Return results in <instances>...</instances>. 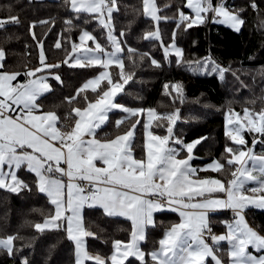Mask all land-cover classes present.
<instances>
[{"label": "snow or ice", "instance_id": "obj_1", "mask_svg": "<svg viewBox=\"0 0 264 264\" xmlns=\"http://www.w3.org/2000/svg\"><path fill=\"white\" fill-rule=\"evenodd\" d=\"M73 12L89 14L90 18L106 29L103 46L91 32L82 30L79 42H72L68 56L63 63L72 68L102 69L98 75L88 79L72 97L89 90L96 98L85 107L71 109L74 123L64 124L56 111H43L41 97L53 91L50 79L63 83L53 69L60 64H49L40 45L39 66L24 73L3 71L5 52L0 48V188L17 192L28 185L18 178V171L24 168L33 173L38 190L45 193L53 206L52 214L42 223H36L39 232L63 229L75 246V264H223L217 255V246L227 242L229 264H264V235L249 226L243 211L249 206L264 209V154L255 153V145L264 140H253V147L246 148L245 131L264 137V109L260 111L245 108L243 115L229 111L225 135L239 151L226 147L228 157L224 163L214 161L204 169L191 166L193 149L200 139L184 143L174 136V126L180 119L179 109L160 114L155 109L130 108L117 102L124 93L125 85L132 74L125 71L123 32L117 36L112 23L113 13L118 11L117 0H66ZM255 7V5H252ZM170 7V6H166ZM184 7L191 15L178 10L177 29H185L205 23L209 13L217 23L227 24L236 31L244 23L239 13L230 11L226 0H185ZM143 15L154 22V30L147 32L145 39L159 41L163 45L159 23L169 17L156 0H142ZM19 19L11 16L0 19V29L6 25L18 24ZM66 23L72 24L69 20ZM173 32L169 45L163 46L165 57L175 55L178 60L183 52L176 46ZM35 38V33H33ZM89 41L92 46H89ZM56 48H61L57 43ZM135 52V49H131ZM147 54H142L141 58ZM151 63H160L154 58ZM116 66L118 72L113 78L109 69ZM204 72L218 73L224 78L225 69L210 59L200 64ZM195 70V69H193ZM24 75L21 82L18 77ZM167 95L182 98L180 84L165 85ZM171 88L173 91H168ZM119 110L126 115L117 120L119 128L135 118L128 130L111 139L96 138L97 130L109 120V114ZM74 114V115H73ZM146 116L143 125L146 136L143 155L136 158L133 152L137 126ZM166 128L165 135H156L153 125ZM67 130H63V129ZM178 146V147H177ZM184 158H179L181 152ZM227 164L233 170L226 182L219 178H200L198 171L220 173ZM255 184L249 188L248 185ZM251 193V195L246 193ZM222 193L223 198L213 194ZM99 207L109 217H124L130 221L127 241L115 240L110 256L89 253L86 238L94 235L86 229L83 218L85 207ZM222 209H231V222L222 221L226 232L212 234L209 215ZM172 211L179 215V222L170 224L156 242V247L145 252L141 245L147 239V229L156 226L155 214ZM206 235L212 240L210 245ZM17 237L9 235L0 238V249L13 254ZM259 255L249 251V247ZM150 258V259H149ZM23 264H28L27 259Z\"/></svg>", "mask_w": 264, "mask_h": 264}, {"label": "trees", "instance_id": "obj_2", "mask_svg": "<svg viewBox=\"0 0 264 264\" xmlns=\"http://www.w3.org/2000/svg\"><path fill=\"white\" fill-rule=\"evenodd\" d=\"M156 3L162 9L160 15L169 17L159 23L163 45L144 38L145 33L155 26L143 15L142 0H117L119 10L113 13L112 21L117 36L124 33L120 39L125 48L122 53L125 71L132 74L117 102L128 107L153 108L160 114L179 109L180 119L174 126V136L184 143L201 138L193 150V163L204 164L213 159L224 163L228 157L226 147L240 150V146L225 135L226 113L230 110L242 113L245 108L257 112L264 109V0H226V6L239 13L244 21L239 31L217 23L211 13L207 14L208 18L203 24L177 29V19H174L177 11L190 13L184 7L185 0H156ZM254 3L255 7L252 6ZM11 16L17 17L19 23L0 29V48L5 51L3 70L24 73L38 65L42 44L48 61H60L61 66L55 71L63 83L52 79L53 91L41 97L40 103L43 110L56 111L63 122L72 108L85 106L84 95L89 101L95 97L89 90L71 104L66 101V98L76 94L86 78L99 70L65 65L63 61L68 56L71 43L78 41L83 29H88L110 50L106 40L107 30L91 19L89 14L73 12L66 0H0V19ZM69 20L72 21L71 25L66 23ZM173 32L176 33L175 43L183 52V58L179 60L175 55L167 59L163 53V46L171 42ZM57 43L61 44V48H56ZM131 49L136 51L133 53ZM142 54L147 55L141 58ZM153 58L160 63L159 67L151 63ZM208 59L225 69L223 79L218 73L204 72L200 68V64ZM112 69L115 73L118 71L116 67ZM18 79L23 82L26 77L21 75ZM166 84H180L182 98L167 95ZM168 91L173 90L169 88ZM123 114L119 110L110 113L108 122L97 131L98 135L110 138L128 130L135 118L116 127L115 122ZM146 120V116L141 117V124L135 133L133 150L138 157L143 155V125ZM152 131L166 134V128L156 127L155 124ZM252 134L244 132L247 141L245 147L251 143ZM263 139L260 136L258 141ZM254 151L264 152V143L258 142ZM180 156H185V152L182 151ZM232 170L225 164V169L220 173L200 171L199 174L226 181ZM18 176L28 188L17 192L0 188V238L9 235L17 237L13 254L0 249V264H23L25 259L28 264H75L74 243L67 238L63 229L39 232L34 227L53 212L47 195L38 190L35 175L22 168ZM245 212L248 220L264 233V209L248 207ZM230 214L228 209L210 213L209 223L215 232L226 231L222 221H229ZM83 218L86 229L94 233L87 238V248L105 258L110 256L115 240L129 239L130 221L124 217H109L97 206L85 207ZM155 220L156 226L147 229V239L142 243L146 253L156 247L164 230L177 222L179 216L172 211L158 212ZM227 251V242H222L217 253L223 264H229ZM129 259L133 264H139L134 258ZM86 264L94 262L87 261ZM208 264H213L211 258Z\"/></svg>", "mask_w": 264, "mask_h": 264}, {"label": "crops", "instance_id": "obj_3", "mask_svg": "<svg viewBox=\"0 0 264 264\" xmlns=\"http://www.w3.org/2000/svg\"><path fill=\"white\" fill-rule=\"evenodd\" d=\"M158 6V5H157ZM230 11H232L231 9H229ZM190 11V10H189ZM160 14V13H159ZM186 14H188V15H191V12L190 13H186ZM112 23H113V21H112ZM227 25V24H226ZM83 30H87V31H89V32H91L90 30H88V29H83ZM154 30V29H153ZM153 30H151V31H153ZM82 32V31H81ZM81 32H80V34H81ZM150 32V31H149ZM92 33V32H91ZM147 33V32H146ZM146 33H145V35H146ZM80 34H79V36H80ZM93 34V33H92ZM94 35V34H93ZM79 36H78V41H77V43L79 42ZM95 36V35H94ZM98 40V39H97ZM89 43V46H92V42L91 41H89L88 42ZM170 44V43H169ZM168 44V45H169ZM41 45V44H40ZM176 46L179 48V49H181L182 50V48L179 46V45H177L176 44ZM40 51H41V47H40ZM5 52V51H4ZM43 52H44V50H43ZM44 55H45V53H44ZM121 55V57L123 58V54L121 53L120 54ZM5 57V56H4ZM45 57H46V55H45ZM167 59H169V56L168 57H166ZM177 58V57H176ZM178 59V58H177ZM46 62L47 63H49V64H60V61L58 60V61H48L47 59H46ZM39 66V64L38 65H36V66H34V67H32V68H30V69H35L36 67H38ZM112 67H116V66H112ZM112 67L109 69V71L112 73V75H113V78L115 79L116 78V74H117V72L115 73V71H113V69H112ZM102 69H99L95 74H93V75H91V76H89L88 78H86L82 83H81V85H80V87L83 85V83H85L88 79H90V78H93V77H95V76H97L98 75V73H99V71H101ZM3 71H7V72H19V71H11V70H3ZM52 75H55V74H58L59 75V73L57 72V71H55V69H53L52 70V73H51ZM60 76V75H59ZM51 80L52 79H50L49 80V83L52 85V82H51ZM79 87V88H80ZM52 88H53V85H52ZM96 98V96L92 99V100H94ZM91 101V100H90ZM119 103V102H118ZM121 104V103H120ZM83 107H85V106H83ZM83 107H80V108H83ZM151 109H153V108H151ZM43 111H53V110H43ZM110 115V114H109ZM126 114L124 113L121 117H119L117 120H119V119H121L122 117H124ZM73 123H74V121H73ZM103 126V125H102ZM101 126V127H102ZM99 130V129H98ZM97 130V131H98ZM127 131V130H126ZM125 131H123V132H120V133H118V134H116V135H119V134H122V133H124ZM154 132V131H153ZM154 134H156V135H159L158 133H156V132H154ZM115 136V135H114ZM113 136V137H114ZM145 136H146V133H145ZM113 137H110V138H102V137H100L99 135H98V133H96V138L97 139H100V140H107V139H111V138H113ZM198 139H201V138H196V139H193V140H191V141H189V142H187V143H191V142H193V141H196V140H198ZM253 140H254V138H251V143L246 147V148H251V146H252V144H253ZM145 142V141H144ZM195 148V147H194ZM194 150V149H193ZM133 152H134V150H133ZM134 154H135V152H134ZM256 154H258V155H261V154H259V153H256ZM192 155H193V157H194V153H192ZM136 156V155H135ZM185 156H180L179 158H184ZM136 158H140V157H138V156H136ZM193 160V159H192ZM190 161V163H191V166L192 167H194V168H196V169H204V168H206L208 165H210L212 162H213V160H211V161H209L208 163H204V164H194L193 163V161ZM218 161V160H217ZM199 172L200 171H198V176L200 177V178H205V177H212V178H218V177H215V176H212V175H201V174H199ZM203 174V173H202ZM17 175H18V173H17ZM18 178H19V176H18ZM20 179V178H19ZM219 179H221V178H219ZM223 180V179H222ZM225 181V180H224ZM227 181V180H226ZM225 181V182H226ZM255 186V184H250V185H248V187L249 188H251V187H254ZM246 194H249V195H251V193L249 192V193H246ZM215 197H219V198H223V196H224V194H222V193H216V194H213ZM249 207H255V206H249ZM248 208V207H247ZM246 208V209H247ZM256 208V207H255ZM245 209V210H246ZM257 209H259V208H257ZM228 210H230V212H231V214H230V219H229V222H231L232 221V216L234 217V213H233V211L231 210V209H228ZM245 210L243 211V215H244V217H245V220L247 221V223L249 224V226L250 227H252L255 231H257L259 234H261V235H264V233H262L261 231H259L249 220H248V218H247V216H246V213H245ZM83 212H84V210H83ZM178 214V213H177ZM179 216V215H178ZM210 216V215H209ZM177 222H179V220L177 221ZM92 232V231H91ZM226 231H224V232H222L223 234L225 233ZM217 232H215V234H216ZM88 238V237H87ZM87 238H86V243H87ZM122 241H127V240H122ZM222 243V242H221ZM141 247H142V245H141ZM217 248L219 249V246H217ZM143 249V248H142ZM144 250V249H143ZM88 251H89V253L90 254H92V255H96V254H99V253H96V252H93V251H90L89 249H88ZM249 251L250 252H252L254 255H259L260 253H256L255 252V250H253L252 248H251V246L249 247ZM74 252H75V246H74ZM112 253V252H111ZM99 255H101V254H99ZM111 255V254H110ZM102 257H104L103 255H101Z\"/></svg>", "mask_w": 264, "mask_h": 264}, {"label": "rangeland", "instance_id": "obj_4", "mask_svg": "<svg viewBox=\"0 0 264 264\" xmlns=\"http://www.w3.org/2000/svg\"><path fill=\"white\" fill-rule=\"evenodd\" d=\"M254 5L256 6V4L254 3ZM205 102V101H204ZM128 107V106H127ZM130 108H140V107H130ZM233 112H235V113H239V112H237V111H233ZM241 114V116L243 115V112L242 113H240ZM229 115V111L226 113V117H225V127H226V122H227V116ZM146 122H147V120H146ZM160 135V134H159ZM243 135H244V133H243ZM252 135H254L252 138H254V139H256L257 141H258V139H259V137L260 136H256V135H258V134H252ZM264 140V139H263ZM253 147V145L251 146V148ZM255 153H259V154H264V152L263 151H255ZM214 161H217V159H214L213 160V162ZM212 162V163H213ZM206 163H208V162H206ZM228 179H231V176H229V178ZM246 213V212H245ZM210 227H211V225H210ZM226 228V227H225ZM211 229H212V227H211ZM263 233V232H262ZM212 234H214V235H220V234H223L222 232H217L216 234H215V231H214V233H212ZM206 239H207V242L211 245L213 242H212V240L210 239V238H208L207 237V235H206ZM217 255L219 256V254L217 253ZM220 257V256H219ZM213 264H214V262H213Z\"/></svg>", "mask_w": 264, "mask_h": 264}, {"label": "built area", "instance_id": "obj_5", "mask_svg": "<svg viewBox=\"0 0 264 264\" xmlns=\"http://www.w3.org/2000/svg\"><path fill=\"white\" fill-rule=\"evenodd\" d=\"M216 3H217V0H216ZM70 113L71 112L66 113L65 119L63 120V123L66 124V125H68V126H71L73 124L72 115H70ZM63 130H67V129L65 128ZM233 218L234 217L232 216V220H233ZM212 233H214V229L213 228H212Z\"/></svg>", "mask_w": 264, "mask_h": 264}]
</instances>
